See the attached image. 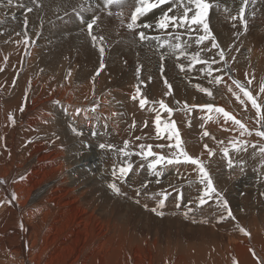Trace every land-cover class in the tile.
<instances>
[{
  "label": "bare ground",
  "instance_id": "bare-ground-1",
  "mask_svg": "<svg viewBox=\"0 0 264 264\" xmlns=\"http://www.w3.org/2000/svg\"><path fill=\"white\" fill-rule=\"evenodd\" d=\"M243 1L211 0L219 7L214 6L208 17L209 27L226 54L230 46L227 37L232 39L245 30L244 21L233 20L239 16L240 8H245L249 42L239 49L245 57L233 65L239 70L260 57L261 52L251 46L264 38V0H246V4ZM30 2L14 0L8 5L7 0H0V181L4 182L0 184V264H261L264 230H252L250 235H245L236 220L221 221L219 214L213 215L214 200L200 206L198 200L203 195V185L198 181L197 166L175 165L165 171L157 169L161 174L156 175L148 168L155 157L147 158L144 163H137L138 167L144 165L142 169H133L128 174L127 183L112 176V171L119 173L122 166L110 157L103 171L101 167L90 169L96 174L103 172L116 182L122 192L127 193L121 196L96 188L105 179L97 181L86 171L89 165L80 156H70L83 140L67 143L64 139L65 130L72 131L73 127L87 136L100 138L101 143H106L103 137L111 132L126 138L134 131L141 137L144 129L146 146L151 144L154 150L161 152L175 151L157 147L174 144V138L169 140L167 132L162 133L155 144V117L159 113L161 127L176 122L183 146L203 148L199 141L208 137L203 135L205 131L209 135L220 134L215 126H207L206 120L217 119L220 114L200 106L205 103L218 106L220 99L212 100L199 92L196 84H191L197 80L195 74L187 82L185 78L179 79V63L189 62L174 55L161 61L155 55L161 53L160 48L172 52L166 46L159 47L164 40L181 43L188 46L185 51L195 52L194 40L189 36L196 34L184 32L186 39H183L177 29L170 28L167 32L146 29L147 35L158 36L159 40H150L144 45L145 41L138 38L140 30L125 28L131 22L136 0H125L123 5L111 7H105L103 0H88V3L85 0H38L40 7L29 13ZM79 4L91 9L83 12L86 19L94 14L100 16V28L94 26L93 31L105 38L106 67L99 76H95L100 63L98 47H93L90 37L80 31L83 25L72 12ZM172 7L179 11L175 5ZM109 12L113 13L110 17ZM159 14L160 9H156L142 19L145 23H155ZM119 21L124 24L119 25ZM175 54H181L180 50ZM142 66L147 67L148 72L137 77V68ZM220 67L223 72L219 75L226 76L225 80L236 79L229 63L225 66L221 61L213 65L214 69ZM165 78L172 85L171 93L176 96L179 91L178 98L184 100L182 112L168 104L173 109L169 114L160 108L156 99L148 97V91L153 97H157L158 92L169 93ZM205 81L202 79L200 85L208 88ZM138 85L140 94L136 92ZM133 96L137 99L133 100ZM141 98L148 100L144 108L139 107ZM74 100L91 108L95 119L91 122L76 120L71 111ZM100 101L110 109L106 107L102 113H97L95 109ZM197 104L199 109L193 107ZM93 131L98 135L93 136ZM76 137L73 135L70 139ZM244 154L248 156H243L248 166H244L243 173L236 171L239 167L227 169L229 174L225 172L236 175L234 178L226 177L222 172L224 161L214 158L220 178L213 182L231 209L236 207L238 218H250L256 227L262 218L259 216L264 215V198L260 195L264 192V182L256 181L262 168L255 161L250 164L253 157L250 159L249 152ZM238 175L242 176L241 181L237 180ZM21 176L25 178L21 180ZM142 184H147V188L136 197L135 190ZM154 191L165 192L170 197L161 209L163 216L150 210L163 198L159 195L153 198ZM13 193L16 199L8 204ZM240 194L255 198L250 200L252 196L243 198ZM136 199L140 203H136ZM243 202L245 214L240 215ZM174 204H179L180 209L175 210ZM189 207L192 211L185 216Z\"/></svg>",
  "mask_w": 264,
  "mask_h": 264
},
{
  "label": "snow or ice",
  "instance_id": "snow-or-ice-1",
  "mask_svg": "<svg viewBox=\"0 0 264 264\" xmlns=\"http://www.w3.org/2000/svg\"><path fill=\"white\" fill-rule=\"evenodd\" d=\"M14 3V0H7L8 5H12ZM85 3H87V0H85ZM125 3V0H103V4L105 7H111L112 5H123ZM246 4V0H245ZM164 5H168L167 8H164ZM172 5H175L176 9L179 11H174V8ZM24 6V5H21ZM215 7H219V4L216 3L215 5L211 2V0H136L134 11L131 12V22L127 24V28L130 30H135L137 28H141L142 30L138 33V38L140 41H150V40H159V37H152L146 34V29H152L156 28L162 31L167 32L170 28L173 29H181L183 28L185 32L196 35L193 37L192 35L189 36L190 39L194 40V43L197 46L205 45V41H210V46H204L200 48V51H195L193 53H188L184 49L188 46L182 45L181 43H175L172 44L168 40H164L162 43H160L159 47H164L165 44H167L171 49L172 52L171 55H175V51L177 49L180 50L181 56L183 57H189L190 60L188 65L186 66L184 63H179V69L181 72H184L186 70L191 71L196 65H203L205 67H202L200 69L201 72L205 73L208 77H211L212 79L209 81V83H214L216 85L223 83H226L224 81L223 75H213L214 71L216 72H223V69L220 68H213V65L220 63L221 61L224 63L225 66H227V59L225 57V50L221 47L220 43L217 42L216 36L213 34L211 28L209 27L208 17L210 15V11ZM40 7L38 0H31L30 4L27 6V12L31 13L34 8ZM160 9V14L155 18V23L148 22L145 23L142 19L143 17H146L150 13H153L154 10ZM85 11H91V9H86L84 7V4H79L78 6H74L72 8V12L78 17L81 25L83 27L80 29L82 33H85L88 37H90L91 43L93 47H98V54L100 57V63H99V69L96 71L95 76L100 75V71H102L106 65L104 62L105 52L106 48L104 46V36L99 35L98 33H94L93 29L94 26L96 29L100 28V25L98 21L100 20L99 15H93L91 18H85L83 15V12ZM68 13L66 12L65 15ZM112 12H109L108 15H112ZM116 15H122V13H116ZM62 19V18H60ZM239 19L241 21H244V28L247 29V21L245 19V8L241 7L239 16L233 17V20ZM24 25H28V20L25 18ZM195 26V27H194ZM235 27V25H233ZM202 33V34H200ZM26 44L29 42L28 39L24 41ZM213 49H218L219 51L212 57H202L201 52L208 53L211 52ZM219 57V60L216 59V57ZM160 59L163 61L165 59V54L160 53ZM163 65H161V72H163ZM140 69L137 68V77H139ZM71 73L69 72V76ZM95 77H93V80ZM142 83V81H141ZM164 83L167 85L169 89V94H171L172 85L168 82V80L165 78ZM252 83L251 80L247 81V84L241 82L240 80L233 79L232 85L235 86L236 89L239 90V93L234 92L233 88L231 86L228 87V91L232 92L233 95L236 96V99L240 102L241 105H247L250 103L251 108L255 109L256 117H257V124L259 125L258 128H256L255 135L257 137H260L261 139H264V101L258 100V97L253 95V92L248 88L247 85H250ZM196 87L199 89V91L206 93L207 96L212 97L213 93L208 88L202 87L201 85L197 84ZM136 92L138 94L141 93L139 85L136 87ZM259 92L261 94H264V84L259 89ZM241 94L244 98H241ZM133 100H136L137 97L133 96ZM148 103V100L146 98H141L139 101V107L144 108L145 104ZM179 103V101H177ZM159 106L161 109L165 110L169 114L173 112V109L169 107L167 103H165L163 100L159 101ZM193 107H196L193 105ZM203 109H207L208 111H215L218 114H222L224 121H231L232 125L239 129L240 135H253V130L249 129L246 124L241 122V120L237 119L234 115H232L230 112L226 111L223 107H214L212 103H205L204 105L200 106ZM23 111V109H21ZM80 110L77 109V114H79ZM14 122V121H13ZM155 125H156V133L157 137L160 138V135L164 132H167L168 139L173 140L174 138V144H159L157 145L158 148L164 149L165 147L172 148L175 151L173 152L172 157H168L163 154H157L152 150L153 146L151 144H148L147 146L144 144H140V152L138 153H132L131 151H128V142H124V147L118 149V154L122 153L124 157H129L131 155H139L142 156L144 159H147L149 157H155V159L152 160L150 164H148V168H151L153 172L156 175H160L161 173L157 172V167L160 165H176L180 166L182 164H189L194 165L198 167L199 170V183L203 185V195L199 197L198 203L200 206H203L205 204H208L210 200H214L216 204V211L213 213V215L219 214V219L221 221H224L228 218H231L232 220H236V217L233 215V211L229 205V202L227 199L224 198L222 193L217 190V188L214 185L213 178L209 172V170L206 168L203 161L199 158H194L192 155H190L183 147L182 144V138L181 134L177 128V124L175 121H172L170 124H165L163 127H161V116L159 113L155 117ZM145 127H147V123H145ZM227 131H232V128H227ZM72 131L75 133L76 136H82V131H77L75 127H73ZM93 136L98 135L96 131L92 132ZM204 136H209V133L205 131L203 133ZM137 140L141 139V137L137 136ZM221 143H223L221 141ZM232 144V152L234 155L230 156V150L229 148L223 149V155L222 158H225L227 160V166L229 169H232L234 167H239L241 173L244 172V164L242 153H245L248 151V148L251 147L254 149L252 152V157H255L257 154L261 157L262 163L259 165L260 168H264V144H249L248 141H233ZM99 149L101 150H112L114 146L109 143H100L98 145ZM145 148L147 149L145 151ZM204 148L207 149L209 156H215L216 153L214 150L210 149L207 144H204ZM258 149V151H257ZM142 166V165H141ZM133 171V165L132 163H128L127 166H122L119 168V173H117L115 170L112 171V176L116 177L118 180H125V178L128 176L130 172ZM264 175V174H262ZM25 177L21 176L20 179L23 180ZM4 183L3 181H0V184ZM108 187L117 195L126 196L127 193L122 192L121 187L118 186L116 182H112L108 185ZM147 184H142L140 188H137L135 190L136 197L141 196L142 189H146ZM145 195H148V193H144ZM153 198H156L157 195L163 197L162 199H159L157 201L156 207L151 208L150 210L153 213H156L159 216H163L164 212L161 211L165 207V201L168 199V194L165 192H161L159 194L152 193L151 194ZM260 195L264 196V192H261ZM16 199L15 193L12 194V199L8 200L7 203L11 204ZM136 203H140L139 199L135 200ZM180 205L177 204V207ZM147 207V205H145ZM192 211V208L189 207L187 211L184 212L185 216H188L189 213ZM206 222V221H205ZM23 223L21 222V228L23 229ZM237 227H239V224L237 223ZM242 233L245 235H250L249 233L245 232L243 228L239 229ZM255 255V253H253ZM261 264H264V261H261Z\"/></svg>",
  "mask_w": 264,
  "mask_h": 264
},
{
  "label": "rangeland",
  "instance_id": "rangeland-1",
  "mask_svg": "<svg viewBox=\"0 0 264 264\" xmlns=\"http://www.w3.org/2000/svg\"><path fill=\"white\" fill-rule=\"evenodd\" d=\"M230 2H233L234 0H229ZM245 4V1H243ZM88 3V0H87ZM248 1H247V6H248ZM241 9V8H240ZM151 14V13H150ZM149 14V15H150ZM148 15V16H149ZM107 16L110 17V15ZM147 17V16H146ZM145 18V17H144ZM130 22V21H129ZM119 25H123V21H119L117 22ZM121 23V24H120ZM233 24V23H232ZM127 28V27H125ZM128 29V28H127ZM135 30H141V28L139 29H135ZM179 36H181L183 39H186L184 36V32L185 30L183 28L181 29H177ZM42 32V30H41ZM202 34V33H200ZM194 36V35H193ZM20 38V37H19ZM207 42V43H206ZM226 42L230 43L229 49L227 51V53L225 54V57L227 59V63H229V66L231 68V72L234 75H236V79L240 80L241 82L247 84L248 80H251L252 83L250 85H247L248 88H250V90L253 92V95L258 97V100L264 101V94H261L259 92L260 87L262 86V84H264V38L263 41L260 43H256L254 42L251 46V48L253 50H259L261 52L260 57L257 58L255 60L250 61L249 66L246 68H242V69H238V67H233L234 63L239 59V58H243L245 57L244 54H240L239 53V49L240 48H244L248 42H249V37H247L246 35V31L243 29L241 30L237 35H235L232 39L230 36L227 37ZM149 43L147 41H145L144 45H148ZM211 42L210 41H205V45L206 46H210ZM154 45H156V43H154ZM170 48L167 44L164 45V47ZM191 46H193V42L191 44ZM195 51H200V48L204 47V45L202 46H197L195 44ZM150 49V48H149ZM161 53L165 54V57H169L171 56V54L167 51H163L160 48ZM188 52V51H187ZM218 52V49H213L211 52L208 53H201L202 57L208 58V57H212L214 56L216 53ZM188 53H191V51H189ZM205 54V55H204ZM157 58H160V54H155ZM249 55V53H248ZM174 56H177L179 58H183V60L185 62H189L187 60V58L181 56V54H175ZM232 63V64H231ZM188 64V63H187ZM187 64H185L187 66ZM202 67H205L203 65H196L191 71H184L181 72L179 70V79L180 78H185L184 81L187 82V80L193 78L190 77L191 75L195 74V78L198 80L192 82L191 84H199L200 82H202V79L207 80L204 83L208 86L209 90L212 91L213 96L209 97L206 94V97H209L212 100H219L220 105L218 106H214V107H223L226 111L230 112L232 115H234L237 119L241 120V122H243L244 124L247 125V127L251 130H253V135L248 136V135H244L241 136L240 135V131L238 128H236L235 126L232 125L231 121H224V118L222 116V114H220V116L217 119H212V118H208L206 120V125L211 127V126H215L216 128L219 129L220 134L215 136V135H209L207 138H204L202 140H200L199 142L203 145V148L201 149H190L186 146H183L184 149L190 154L192 155L194 158H199L203 161V163L205 164L206 168L209 170L213 181L218 180L220 177L217 175V171H216V166L213 162L214 158H218L220 160L224 161V165L222 166V172L226 177L229 178H234L236 177V175L234 174H230L227 175L229 173H227V160L225 158H222L223 155V149L224 148H229L230 150V156L234 155V153L232 152V144L231 142L233 141H248L249 144H264V139H261L260 137H257L255 135V129L259 127V125L257 124V117H256V113H255V109L251 108L250 103L247 105V107L245 105H241L240 102L236 99V96L232 94V92L228 91V87L231 86L233 88L234 92L239 93V90L235 88L234 85H232V79H228L225 80L226 76L224 77V81L226 83H221L219 85H216L214 83H209V81L212 79L211 77H208L205 73L201 72L200 69ZM63 69V68H62ZM140 69V73L141 74H146L148 72V68L145 66L139 67ZM221 69V67H220ZM213 75H219V72H215L213 73ZM234 78V77H233ZM184 82V83H185ZM207 82V83H206ZM252 87V88H251ZM148 91V89H147ZM199 91V90H198ZM200 92V91H199ZM149 91H148V97L154 98L156 99L158 102L160 100H163L165 103L170 104L173 108H178L179 112H182L180 110H182V108L184 107V100H181L178 98V96L180 95L179 91L177 93V95L175 96L174 93L172 92L171 94L166 93V94H161V93H157V97H153V96H149ZM175 96V97H172ZM146 97V96H144ZM241 98L246 99L242 96L241 94ZM222 99V100H221ZM177 101H179V103H177ZM198 104L196 105V109H199ZM108 107V109H110L109 106L102 104L101 101L99 102V106L95 109V111L97 113H102L105 108ZM77 109L80 110L79 114H77ZM72 113L75 117L76 120H80V121H85L86 122H91L93 121V119H95V116L93 115V110L91 108L85 107L82 103L77 102L76 100H74L73 102V108H72ZM202 113H199V117H201ZM193 116L195 118V116H197V114H195V111L193 112ZM213 116V115H212ZM227 128H232V131H227ZM223 132L222 136L221 133ZM69 133V134H68ZM68 134L67 137H65ZM75 135L74 132L69 131V130H65L64 132V139L66 140L67 143H73V142H79L80 139L83 140L81 145H76V148H74L71 152V157H75L76 155L80 156L88 165V170H86L87 172L91 173L92 176L94 177V179H96L97 181H103L104 182L102 185L97 186L96 188H100L103 192H108V193H114L109 187L108 185L110 183H112L113 181L110 180L108 177L105 176V174L103 172L96 174L95 171H91L90 169L92 168H96V167H101L102 171H103V165H107L106 161L108 159V157H110L111 159H113L114 161L118 162V165L120 166H127V164L130 162L133 165V169H142L144 167L143 166H137L138 162H143L144 163V158L142 156L139 155H131L129 157H124L122 153L118 154V149L123 148L124 147V142L127 141L128 142V151H131L132 153H138L140 152V148L139 145L140 144H144L146 145V141L144 140V135H145V131L143 129V134L141 136V139L137 140L136 139V135L134 131L130 132V135L128 137H123L122 135H118L116 132H111L110 135H108L107 137H103L106 140V143L112 144L114 146V148L112 150H101L99 149L98 145L101 143L100 142V138H95V137H90L87 136L86 134L83 133L82 136H77L76 139H70L71 136ZM102 136V134H101ZM226 137V138H225ZM224 138L226 140H224ZM62 139H63V133H62ZM155 140V144H158V137H154L153 138ZM224 140V141H223ZM157 141V142H156ZM221 141L223 143H221ZM204 144H207L208 147L212 150L215 151L216 155L215 156H209L207 149L204 148ZM146 149V148H145ZM153 149V148H152ZM147 150V149H146ZM154 150V149H153ZM254 151V149H252L251 147L248 148L249 154H252V152ZM258 151V149H257ZM154 152H156L157 154H163L166 155L168 157H172L173 155V150H163L161 151H157L156 149L154 150ZM242 157L246 156L244 153L241 154ZM248 158V156H246ZM152 158V157H149ZM252 158V156L250 157V159ZM259 160V161H258ZM244 161V160H243ZM252 164L253 161H255V164H261L262 160L261 157L259 156V154H257L255 157H253V159L249 160ZM245 162V161H244ZM248 161L245 162L244 166H248ZM254 164V163H253ZM175 165H160L157 167V169L159 171H165L166 169H172V167H174ZM180 167V166H178ZM225 170V171H224ZM240 170V168H236V171ZM225 172L227 174H225ZM264 169L262 168L261 172L259 173V175L256 177V181L258 179V182L260 183L261 181L264 182ZM232 176V177H230ZM238 179L237 180H242V176L238 175L237 176ZM239 177H241V179H239ZM193 180V179H191ZM127 181V177L125 178V182ZM199 181V180H198ZM127 183V182H126ZM155 192V191H154ZM153 192V193H154ZM160 193V192H155ZM225 194V192H224ZM241 196H243V198H251L252 195H250V197L248 195L244 196L242 194H240ZM262 196V195H261ZM264 198V196H262ZM169 196L168 199L165 201V203H167V201L169 200ZM255 197L252 196V199H254ZM19 201V199H18ZM189 205V204H188ZM181 206L177 207L176 204H174V209L175 210H179ZM243 207V208H242ZM242 207L239 209V214L243 215L245 214V208L246 205L243 202ZM236 207H234L232 209L233 211V215L236 217V221L238 223H240L241 227L245 228V232L247 233H252V230H258V231H262L264 230V215H260L259 221L257 222L256 227L254 226V222L252 223V221H250V218H238V213L235 211ZM250 222V223H249ZM251 225V226H250ZM252 227V228H251ZM254 228V229H253ZM255 228H259V229H255ZM264 257V256H263ZM262 256H260V258L262 260L263 259Z\"/></svg>",
  "mask_w": 264,
  "mask_h": 264
}]
</instances>
